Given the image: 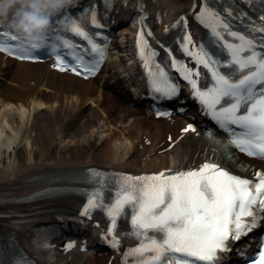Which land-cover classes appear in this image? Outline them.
Masks as SVG:
<instances>
[{"label":"bare ground","instance_id":"1","mask_svg":"<svg viewBox=\"0 0 264 264\" xmlns=\"http://www.w3.org/2000/svg\"><path fill=\"white\" fill-rule=\"evenodd\" d=\"M117 1L119 8L131 6L132 12L139 10L135 5L143 7L153 24L147 40L155 50L175 34L188 10L196 12L202 3ZM190 31L199 42L200 34ZM128 34L113 42L103 75L92 81L60 74L49 64L19 63L0 54V245L9 250L11 262L19 256L16 259L32 264H119L112 256L64 250L62 240L51 248L40 246L49 242L43 227L57 225L58 215L78 206V198L65 194L64 200L17 201L54 185L91 190L95 183L86 174L92 173L90 169L104 173L99 178L106 184L113 181V174L174 173L206 161L252 176L257 168L264 169V163L236 154L201 130L184 134L187 116L157 120L132 105L124 92L123 73L147 77V72L140 57L130 64L137 54ZM2 213L11 216L2 218ZM0 259L7 257L3 254Z\"/></svg>","mask_w":264,"mask_h":264},{"label":"snow or ice","instance_id":"2","mask_svg":"<svg viewBox=\"0 0 264 264\" xmlns=\"http://www.w3.org/2000/svg\"><path fill=\"white\" fill-rule=\"evenodd\" d=\"M196 18L216 38L219 50L210 51L204 44L195 46L191 33L184 36L181 46L197 66L210 73L208 83L198 85L199 67H190L174 56L170 66L187 81L190 95L201 111L226 130L242 152L264 159V35L257 40L252 34L264 33V15L259 18L261 23L251 25L250 33L233 31L208 3L200 6ZM139 19L143 27L145 18ZM71 23L70 32L87 41L88 58L77 50L74 40L52 29L44 52L20 58L31 60L46 53L55 57V66L62 71L82 69L81 74H94L106 55L107 38L104 43H97L94 37H100V31L90 32L77 18H71ZM91 23L98 24L94 9ZM7 37L18 40L10 30L3 31L0 49L19 55L15 45L5 42ZM136 46L148 73L149 94L156 99L177 96L180 84L166 70V63L154 59L157 52L142 31L136 33ZM189 131L195 132L196 126L189 124L184 132ZM89 171L96 178L95 186L87 192L81 215L92 216L97 209L105 212L110 227L105 228L102 237L117 250H121L126 237L135 238V246L122 253L124 264H224L234 241L264 227V169L253 179L235 174L220 163L206 161L174 173L165 170L143 175L113 174L110 184L99 179L104 173ZM129 219L130 231L118 230V222ZM75 246L70 243L67 248ZM258 249L256 255L242 253L247 256L246 264H264V242ZM0 264L11 261L0 259ZM15 264L32 262L16 260Z\"/></svg>","mask_w":264,"mask_h":264},{"label":"clouds","instance_id":"3","mask_svg":"<svg viewBox=\"0 0 264 264\" xmlns=\"http://www.w3.org/2000/svg\"><path fill=\"white\" fill-rule=\"evenodd\" d=\"M73 0H0V24L18 37L17 52L25 58L47 46L48 32L54 17L62 29L72 27L71 17L63 12ZM41 247H53L43 242Z\"/></svg>","mask_w":264,"mask_h":264}]
</instances>
